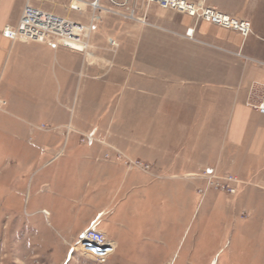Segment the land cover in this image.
<instances>
[{
    "label": "rangeland",
    "instance_id": "374dc122",
    "mask_svg": "<svg viewBox=\"0 0 264 264\" xmlns=\"http://www.w3.org/2000/svg\"><path fill=\"white\" fill-rule=\"evenodd\" d=\"M39 2L91 26L90 45L54 48L45 67L23 62L13 80L0 75V264H264V204H226L229 194L213 189L205 198V168L163 177L146 144L162 130L140 123L146 113L124 82L131 72L100 59L123 41L130 50L122 20L149 25L147 16ZM91 227L118 244L105 262L74 248Z\"/></svg>",
    "mask_w": 264,
    "mask_h": 264
},
{
    "label": "crops",
    "instance_id": "0c3cea01",
    "mask_svg": "<svg viewBox=\"0 0 264 264\" xmlns=\"http://www.w3.org/2000/svg\"><path fill=\"white\" fill-rule=\"evenodd\" d=\"M65 1L68 7L70 0ZM189 1L249 20L253 31L244 37L236 30L156 4L144 7V0H137L138 15L145 14L150 24L122 20L130 30V50L123 41L119 55L100 59L115 64L116 72H131L124 82L131 81L135 112L146 113L140 123L162 130V138L153 135L146 144L154 163L165 164L163 177L184 176L199 168L235 175L241 181L239 189L225 197L226 204H246V209H252L264 204V115L255 108L264 98V0ZM27 2L0 0L1 79L13 80L23 62L49 65L51 59L44 53L50 55L54 48L71 50L3 36L6 26L18 25ZM30 3L58 14L39 0ZM189 28L195 29L192 39L186 36ZM137 105L143 109H136ZM175 188L181 194L180 186ZM177 196L171 190L168 193L169 200Z\"/></svg>",
    "mask_w": 264,
    "mask_h": 264
},
{
    "label": "built area",
    "instance_id": "2783aa9c",
    "mask_svg": "<svg viewBox=\"0 0 264 264\" xmlns=\"http://www.w3.org/2000/svg\"><path fill=\"white\" fill-rule=\"evenodd\" d=\"M83 0H70L68 8L81 12L79 6ZM92 1V0H90ZM99 9L103 12H110L128 19L144 22L138 16L139 4L137 0H98ZM146 5L157 4L163 9L174 10L187 14L193 18L206 20L223 28L236 30L244 37L252 33V24L249 20L239 19L230 14L224 13L215 7L205 4H197L189 0H144ZM89 5V4H88ZM194 28L186 31L188 38L194 37ZM3 36L20 42H41L52 46H64L79 52L88 49L87 46L90 34L88 25L54 12L34 6L30 0L26 3L20 21L16 27L6 26L2 31ZM83 43L84 49H79L71 43ZM114 45V43H112ZM1 107V100H0ZM256 110L264 115V98L255 105ZM138 165L150 169L149 164L138 163ZM206 185L200 188L199 192L205 194L208 190H218L229 195H236L239 189L240 180L232 174L218 175L212 169H205L201 175ZM117 249L116 243L109 239L106 232L95 227L86 229L80 234L76 250L81 254L93 258L98 262L107 261Z\"/></svg>",
    "mask_w": 264,
    "mask_h": 264
},
{
    "label": "bare ground",
    "instance_id": "6f19581e",
    "mask_svg": "<svg viewBox=\"0 0 264 264\" xmlns=\"http://www.w3.org/2000/svg\"><path fill=\"white\" fill-rule=\"evenodd\" d=\"M85 4L86 5V7L87 6H89V5H91V7L93 8V9H95V8H97L100 4H99V1L98 0H92V1H90V0H83V1H81L80 2V6H83L82 4ZM89 4V5H88ZM82 10V9H81ZM91 33V26H88V34H90ZM39 43H41V42H39ZM87 43V46H88V44H89V42H86ZM114 43V45H117V43L116 42H113ZM72 45H74L75 47H77V48H79V49H84V47H85V44H83V43H75V42H72L71 43ZM90 45V44H89ZM69 49H71V48H69ZM87 51V49H84V51H82V52H86ZM44 211V213L45 214H48V215H50L49 214V211L47 210V209H45V210H43ZM74 248H76V247H74ZM172 262H170V263H168V264H171Z\"/></svg>",
    "mask_w": 264,
    "mask_h": 264
}]
</instances>
